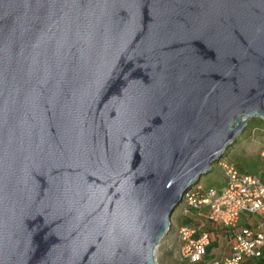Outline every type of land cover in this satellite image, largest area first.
Here are the masks:
<instances>
[{
    "label": "water",
    "instance_id": "1",
    "mask_svg": "<svg viewBox=\"0 0 264 264\" xmlns=\"http://www.w3.org/2000/svg\"><path fill=\"white\" fill-rule=\"evenodd\" d=\"M253 118L264 0H0V264H157Z\"/></svg>",
    "mask_w": 264,
    "mask_h": 264
},
{
    "label": "built area",
    "instance_id": "2",
    "mask_svg": "<svg viewBox=\"0 0 264 264\" xmlns=\"http://www.w3.org/2000/svg\"><path fill=\"white\" fill-rule=\"evenodd\" d=\"M259 154L264 162V147ZM219 163L224 174L223 186L191 187L184 196V213L204 211L213 226H220L230 234L227 239L230 254L205 264H245L264 253V169L251 173L240 170L230 160L220 158ZM179 237L183 260L190 264L204 260L212 241L210 232L200 233L194 225H181Z\"/></svg>",
    "mask_w": 264,
    "mask_h": 264
},
{
    "label": "rangeland",
    "instance_id": "3",
    "mask_svg": "<svg viewBox=\"0 0 264 264\" xmlns=\"http://www.w3.org/2000/svg\"><path fill=\"white\" fill-rule=\"evenodd\" d=\"M264 122L260 118L250 120L248 126L232 143L221 157L224 160H230L245 171L259 173L264 169V162L260 157V150L264 147ZM220 159L213 164L210 172L205 174L197 184L203 188L217 187L224 180V174L220 165ZM185 200L177 206L171 217V229L167 235L160 241L155 251L157 264H190L183 260L180 255L181 240L179 237V227L181 219L184 216ZM196 227L200 232L209 231L213 241L217 246L212 250L214 256L220 257L227 246V240L230 234L225 236V229L220 226H213L207 217V213L202 211L197 213ZM224 231V232H223Z\"/></svg>",
    "mask_w": 264,
    "mask_h": 264
},
{
    "label": "trees",
    "instance_id": "4",
    "mask_svg": "<svg viewBox=\"0 0 264 264\" xmlns=\"http://www.w3.org/2000/svg\"><path fill=\"white\" fill-rule=\"evenodd\" d=\"M237 166V165H236ZM238 168H241L239 166H237ZM201 211H196V210H191L188 214H184V216L181 219V224L182 225H194L196 226V218L195 216L197 215V213H199ZM256 221V220H254ZM199 231V230H198ZM200 232V231H199ZM205 232V231H202ZM209 232V231H206ZM201 233V232H200ZM217 246V242L216 241H211V244L209 245V247L207 248V253L205 255V258L203 261L199 262V263H193V264H205L208 261L213 260L214 258H216V256H214L212 250ZM245 264H264V253L261 257L256 258V259H251L245 262Z\"/></svg>",
    "mask_w": 264,
    "mask_h": 264
},
{
    "label": "crops",
    "instance_id": "5",
    "mask_svg": "<svg viewBox=\"0 0 264 264\" xmlns=\"http://www.w3.org/2000/svg\"><path fill=\"white\" fill-rule=\"evenodd\" d=\"M240 170H242V171H245L243 168H239ZM223 182H224V180H222L219 184L220 185H218L217 187L218 188H221L222 186H223ZM224 232V231H223ZM225 236L227 237V235L229 234L226 230H225ZM230 252H231V246H230V244H229V241L227 242V246H225V248H224V250H223V252H222V255L220 256V257H223V256H228L229 254H230ZM217 257V256H216Z\"/></svg>",
    "mask_w": 264,
    "mask_h": 264
}]
</instances>
